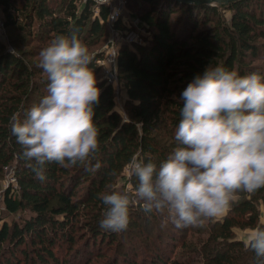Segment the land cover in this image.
Instances as JSON below:
<instances>
[{
	"label": "trees",
	"instance_id": "1",
	"mask_svg": "<svg viewBox=\"0 0 264 264\" xmlns=\"http://www.w3.org/2000/svg\"><path fill=\"white\" fill-rule=\"evenodd\" d=\"M61 2L58 9L49 0H0L10 38V46L0 39V181L12 171L20 187L17 194L12 187L3 194L0 264H259L235 229L264 225V188L241 193L222 220L203 228L177 229L159 214L149 217L132 206L128 229L120 233L100 227L105 211L100 194L124 189L120 182L133 156L159 166L178 146L180 94L206 66L264 77V0L215 6L136 0L131 10L148 26L149 38L118 52L125 116L102 78L103 49L92 53L89 65L101 90L93 117L100 149L92 160L101 167L88 172L80 164L63 168L53 162L41 182L22 157L11 117L19 114L23 121L47 94L49 82L38 67L41 49L56 35L72 33L88 46L104 37L109 13L108 5L92 0ZM21 32L24 37H16ZM32 44L36 47L20 50ZM129 180L134 186L135 178Z\"/></svg>",
	"mask_w": 264,
	"mask_h": 264
},
{
	"label": "clouds",
	"instance_id": "2",
	"mask_svg": "<svg viewBox=\"0 0 264 264\" xmlns=\"http://www.w3.org/2000/svg\"><path fill=\"white\" fill-rule=\"evenodd\" d=\"M39 57L47 94L23 121L19 114L11 117L22 157L41 182L53 162L98 171L100 162L92 163L100 149L93 117L101 90L89 67L93 55L72 33L53 37ZM179 99L178 146L159 166L131 158L129 171L136 180L131 190L111 188L100 194L102 229L126 231L132 206L149 217L159 214L177 229L203 228L239 202L241 193L264 188V77L208 65ZM245 247L264 264V225L249 230Z\"/></svg>",
	"mask_w": 264,
	"mask_h": 264
},
{
	"label": "built area",
	"instance_id": "3",
	"mask_svg": "<svg viewBox=\"0 0 264 264\" xmlns=\"http://www.w3.org/2000/svg\"><path fill=\"white\" fill-rule=\"evenodd\" d=\"M86 3L88 0H81ZM97 5H108L109 13L107 21L113 33L110 45L104 51V56L98 61L102 70L103 80L116 88L118 85V52L123 45L134 47L136 45H145L149 38L148 26L135 14L128 11L124 0H92ZM99 13V9H96ZM4 25L0 22V27ZM10 183L8 188L12 187V193L19 192V184L12 171H8ZM7 188V189H8ZM1 210V208H0Z\"/></svg>",
	"mask_w": 264,
	"mask_h": 264
},
{
	"label": "rangeland",
	"instance_id": "4",
	"mask_svg": "<svg viewBox=\"0 0 264 264\" xmlns=\"http://www.w3.org/2000/svg\"><path fill=\"white\" fill-rule=\"evenodd\" d=\"M62 0H49V2L51 3L52 6H57L58 9L61 8V5H62ZM124 2H126V5H127V9L130 13L134 14L133 13V10H131V5H134L136 4V0H124ZM81 3H83V1H81ZM79 5H81L79 3ZM221 13H223V15L226 17V18H230V12L229 11H224L221 9ZM3 19H4V16H3V13H2V10L0 8V22L3 24ZM23 36V33L21 32V34H16V37L17 36ZM113 38V33L110 29V26H109V23L107 21L106 23V31H105V35L103 38L101 39H98V40H90L88 42V48H89V51L90 53H94L95 51L97 50H100V49H103L105 51L106 47L108 45H110L111 43V39ZM0 39L2 41H4L6 43V45H9L10 46V43H9V36L7 34V30L5 31V28L3 27H0ZM26 39V37H25ZM96 41V42H95ZM96 43H99V44H96ZM36 47V44H32V45H29L27 47H24V48H20L21 51H27L29 49H32V48H35ZM119 75V74H118ZM114 98H115V103H116V110L122 115V116H125L126 115V109H125V105H126V90H125V87L123 85V82L120 80H118V85L116 86V88L114 89ZM130 179V172H128L127 176L125 178H123V180H121L120 182V188H124L125 190H131V188L133 187L132 185V182ZM9 183H10V175L6 172L4 178L2 181H0V223L2 222V219L4 217V205H3V194L5 192V190H7L8 186H9ZM262 209V222H264V208L261 207ZM228 212V211H227ZM226 212V213H227ZM226 213H224L223 215L217 217L216 219L217 220H222L224 218V216L226 215ZM12 220V219H11ZM10 218H9V221H11ZM250 229H246V230H242V229H239V228H236L235 229V233H236V236L239 240H242V241H246V237H247V234L249 232Z\"/></svg>",
	"mask_w": 264,
	"mask_h": 264
},
{
	"label": "water",
	"instance_id": "5",
	"mask_svg": "<svg viewBox=\"0 0 264 264\" xmlns=\"http://www.w3.org/2000/svg\"><path fill=\"white\" fill-rule=\"evenodd\" d=\"M186 4H198V5H218V4H228L236 2L238 0H175Z\"/></svg>",
	"mask_w": 264,
	"mask_h": 264
}]
</instances>
